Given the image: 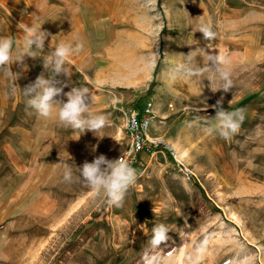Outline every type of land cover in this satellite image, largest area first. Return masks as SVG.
Returning <instances> with one entry per match:
<instances>
[{"label": "rangeland", "instance_id": "1", "mask_svg": "<svg viewBox=\"0 0 264 264\" xmlns=\"http://www.w3.org/2000/svg\"><path fill=\"white\" fill-rule=\"evenodd\" d=\"M100 1L99 12L114 13L113 24L101 41L84 40L64 91L88 87L96 97L91 110L108 114L109 126L82 133L56 117L45 120L21 90L43 70L10 65L18 74L15 93L13 79L0 72V264H145L159 223L170 227L172 247L168 254L155 250L160 264H190L205 239L198 264H264V0ZM201 19L212 20L218 39L204 40ZM118 47L121 63L137 65L124 75L133 82L95 90L98 59ZM217 47L232 57L231 91L212 92L208 73L172 79L182 54L197 50V64L206 67ZM221 97L228 111L246 109L230 140L207 131ZM148 98L156 110L149 136L158 147L134 166L139 178L121 206L82 181L63 180L64 165L76 177L85 160L118 159L129 142L127 110Z\"/></svg>", "mask_w": 264, "mask_h": 264}, {"label": "clouds", "instance_id": "2", "mask_svg": "<svg viewBox=\"0 0 264 264\" xmlns=\"http://www.w3.org/2000/svg\"><path fill=\"white\" fill-rule=\"evenodd\" d=\"M22 24H24L25 33L23 51L15 47L12 37L0 35V72L13 79V93L17 91L15 81L18 79V74L10 70L9 66L14 63H23L25 57H42L45 71L24 89L18 86L28 97L27 105L39 117L45 120L56 117L61 126L70 127L82 133L91 131L95 134L109 126L111 121L108 114H97L91 110L96 97L88 87L73 86L70 91H64L70 86L73 75L68 63L69 58L83 51L85 46L83 39L75 42H61L55 47L50 46V50L44 54L45 42L51 34L43 30L42 25L38 23L33 22L30 26L26 23ZM197 31L203 34L205 41L212 42L218 39V32L211 19L207 21L201 19ZM217 49L218 51L208 52L206 67H200L197 64V50L190 51L186 55L182 54L186 59L175 67L172 79H175L177 75L192 78L208 73L207 80L210 82L209 87L212 92L231 91L233 87L232 57L224 48L217 47ZM199 51L207 50L201 48ZM40 53L43 55H38ZM61 76L66 79H58ZM217 81L221 85L219 88L216 86ZM63 97H66V100ZM214 107L216 114L210 118L214 124L207 131H216L225 140H230L239 132L246 119V109L226 110L223 107V97ZM132 126H136L135 121L132 122ZM78 168L79 176L74 177L72 168L64 165L63 180L82 181L95 196L100 197L110 206H121L129 189L135 186L139 178L138 170L125 159L123 154L118 159H109L101 154L92 162L85 160ZM169 233L170 227L164 223L155 224L152 227V236L148 244L153 254L146 253L145 264H160L159 254L155 250L168 241ZM207 244L208 240L205 239L197 248L195 256L188 257L190 264H198Z\"/></svg>", "mask_w": 264, "mask_h": 264}, {"label": "crops", "instance_id": "3", "mask_svg": "<svg viewBox=\"0 0 264 264\" xmlns=\"http://www.w3.org/2000/svg\"><path fill=\"white\" fill-rule=\"evenodd\" d=\"M98 2L101 3L100 0H0V35L12 37L15 47L23 51L25 33L22 23L29 26L33 22L38 23L42 25L43 30L51 34L45 42L44 54H47L50 46L55 47L61 42H73L74 37L87 40L89 43L101 41L107 36L108 30L105 25L113 24L114 13L103 15L97 8ZM120 52V47L110 49L98 59L103 63L95 67L94 72L91 73L95 90L100 91L105 87H124L133 82V79H124V75L132 72L133 69L136 70L137 65L132 66L125 60L121 63ZM38 55L42 56L43 53ZM76 55L69 58V66L76 59ZM16 64L22 69L36 67L40 71H45L42 57H25L23 63ZM121 69L124 70L117 75L116 70Z\"/></svg>", "mask_w": 264, "mask_h": 264}, {"label": "built area", "instance_id": "4", "mask_svg": "<svg viewBox=\"0 0 264 264\" xmlns=\"http://www.w3.org/2000/svg\"><path fill=\"white\" fill-rule=\"evenodd\" d=\"M155 118V104L150 98L146 99L144 102L131 106L127 110L123 129L129 142L122 154L133 167L140 163L142 159V157L139 159L140 155H153L157 150V140L149 136V131L153 126ZM133 121H135V127L132 126ZM154 148H156V150H154ZM181 172L187 181H195L196 176L190 168L183 167L181 168Z\"/></svg>", "mask_w": 264, "mask_h": 264}, {"label": "trees", "instance_id": "5", "mask_svg": "<svg viewBox=\"0 0 264 264\" xmlns=\"http://www.w3.org/2000/svg\"><path fill=\"white\" fill-rule=\"evenodd\" d=\"M141 158V155L139 156V159ZM168 241L160 246L164 254H168L171 250L172 247H167Z\"/></svg>", "mask_w": 264, "mask_h": 264}]
</instances>
